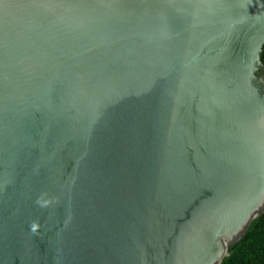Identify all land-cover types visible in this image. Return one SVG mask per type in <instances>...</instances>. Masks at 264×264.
I'll return each instance as SVG.
<instances>
[{
  "label": "water",
  "instance_id": "95a60500",
  "mask_svg": "<svg viewBox=\"0 0 264 264\" xmlns=\"http://www.w3.org/2000/svg\"><path fill=\"white\" fill-rule=\"evenodd\" d=\"M264 0H0V264H222L264 213Z\"/></svg>",
  "mask_w": 264,
  "mask_h": 264
},
{
  "label": "trees",
  "instance_id": "16d2710c",
  "mask_svg": "<svg viewBox=\"0 0 264 264\" xmlns=\"http://www.w3.org/2000/svg\"><path fill=\"white\" fill-rule=\"evenodd\" d=\"M262 59L264 62V52ZM222 264H264V213L244 239L231 248L230 256Z\"/></svg>",
  "mask_w": 264,
  "mask_h": 264
}]
</instances>
